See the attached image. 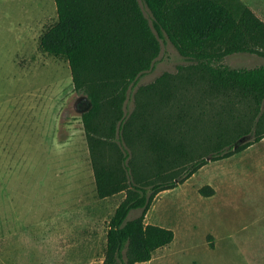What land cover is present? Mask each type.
I'll return each mask as SVG.
<instances>
[{
  "label": "rangeland",
  "instance_id": "obj_1",
  "mask_svg": "<svg viewBox=\"0 0 264 264\" xmlns=\"http://www.w3.org/2000/svg\"><path fill=\"white\" fill-rule=\"evenodd\" d=\"M241 1L264 22V0ZM56 20L54 0H0V264H99L109 218L124 196H96L80 119L84 95L73 89L66 59L39 46ZM157 37L159 54L132 91L165 72L185 77L192 69L165 34ZM222 62L254 67L264 65V57L237 52ZM132 105L128 100L126 111ZM251 106L245 100L193 103L181 128L193 127L197 115L201 120L190 133L205 139L223 110L236 116ZM214 112L220 115L208 127ZM256 129L263 131L264 124ZM253 131L244 137L253 139ZM207 152L198 149L202 156ZM203 185L213 194L200 195ZM138 213L132 209L127 218ZM144 221L172 229L174 238L137 264H264V136L159 192Z\"/></svg>",
  "mask_w": 264,
  "mask_h": 264
},
{
  "label": "trees",
  "instance_id": "obj_2",
  "mask_svg": "<svg viewBox=\"0 0 264 264\" xmlns=\"http://www.w3.org/2000/svg\"><path fill=\"white\" fill-rule=\"evenodd\" d=\"M142 1L150 18L139 0H54L57 20L39 37L42 51L66 59L73 89L90 101L80 119L96 196L124 192L109 218L99 264L149 261L174 238L172 229L144 221L155 196L183 183L208 161L264 136L256 129L264 124V65L222 62L237 52L264 57V22L241 0ZM163 34L192 62L191 71L185 77L165 72L132 91L152 68L160 51L157 35ZM130 99L133 105L126 111ZM243 100L252 102L249 112L235 116L223 110V120L235 122L229 126L217 119L205 139L190 133L201 120L197 115L193 127L181 128L193 103ZM215 114L206 118L208 127ZM251 131L254 137L247 140L244 135ZM240 138L244 141L233 148ZM202 147L207 156L198 154ZM213 192L210 185L198 189L205 197ZM132 209L138 215L127 218Z\"/></svg>",
  "mask_w": 264,
  "mask_h": 264
},
{
  "label": "water",
  "instance_id": "obj_3",
  "mask_svg": "<svg viewBox=\"0 0 264 264\" xmlns=\"http://www.w3.org/2000/svg\"><path fill=\"white\" fill-rule=\"evenodd\" d=\"M83 101H84L85 110H87L90 107V101L85 96L83 97ZM243 141H244V138L239 139V143H242ZM236 147H237V144H235L233 148H236Z\"/></svg>",
  "mask_w": 264,
  "mask_h": 264
},
{
  "label": "crops",
  "instance_id": "obj_4",
  "mask_svg": "<svg viewBox=\"0 0 264 264\" xmlns=\"http://www.w3.org/2000/svg\"><path fill=\"white\" fill-rule=\"evenodd\" d=\"M106 198H108V197H106ZM146 223V222H145ZM137 264V263H136Z\"/></svg>",
  "mask_w": 264,
  "mask_h": 264
},
{
  "label": "flooded vegetation",
  "instance_id": "obj_5",
  "mask_svg": "<svg viewBox=\"0 0 264 264\" xmlns=\"http://www.w3.org/2000/svg\"><path fill=\"white\" fill-rule=\"evenodd\" d=\"M82 106H84V105H82Z\"/></svg>",
  "mask_w": 264,
  "mask_h": 264
}]
</instances>
